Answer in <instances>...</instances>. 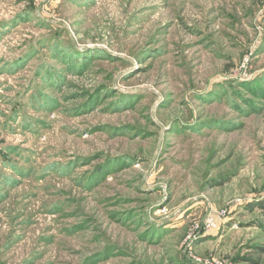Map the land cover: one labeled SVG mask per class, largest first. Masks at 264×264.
Instances as JSON below:
<instances>
[{"label":"rangeland","instance_id":"obj_1","mask_svg":"<svg viewBox=\"0 0 264 264\" xmlns=\"http://www.w3.org/2000/svg\"><path fill=\"white\" fill-rule=\"evenodd\" d=\"M198 259L264 264V0H0V264Z\"/></svg>","mask_w":264,"mask_h":264},{"label":"built area","instance_id":"obj_2","mask_svg":"<svg viewBox=\"0 0 264 264\" xmlns=\"http://www.w3.org/2000/svg\"><path fill=\"white\" fill-rule=\"evenodd\" d=\"M228 209L223 208L217 211L216 215L214 216L212 212H210L205 219H203L202 222L196 223L194 227V231L192 234H190L188 239V245H190L199 235H202L206 233L207 231H210L212 229L218 228V224L220 219H225L228 216ZM198 262H201L202 264H211L209 261H203L201 259H198ZM213 264H223L221 262H214Z\"/></svg>","mask_w":264,"mask_h":264}]
</instances>
